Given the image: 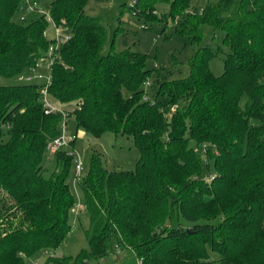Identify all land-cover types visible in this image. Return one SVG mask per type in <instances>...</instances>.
Instances as JSON below:
<instances>
[{
	"label": "trees",
	"instance_id": "trees-1",
	"mask_svg": "<svg viewBox=\"0 0 264 264\" xmlns=\"http://www.w3.org/2000/svg\"><path fill=\"white\" fill-rule=\"evenodd\" d=\"M191 1L129 7L143 28L182 16L180 32L197 44L189 74L159 82L151 99L147 54L106 46V26L84 12L87 0L50 3L47 15L70 33L51 53L46 14L19 20L23 0H0V75L30 73L52 56L47 91L66 121L74 116L96 137L129 135L140 153L134 170H109L93 149L77 181L89 249L44 264H86L112 246L129 250L134 264H264V0H218L200 12ZM159 3L168 11L159 14ZM203 24L229 48L221 74L210 68L216 52L202 44ZM44 83L0 84V264H26L72 231L75 155L48 148L62 114L44 112ZM175 215L188 225L173 227Z\"/></svg>",
	"mask_w": 264,
	"mask_h": 264
},
{
	"label": "rangeland",
	"instance_id": "rangeland-1",
	"mask_svg": "<svg viewBox=\"0 0 264 264\" xmlns=\"http://www.w3.org/2000/svg\"><path fill=\"white\" fill-rule=\"evenodd\" d=\"M53 0H23L19 16L22 15L29 21L32 17L47 12L50 3ZM136 0H87L84 12L92 17L100 19L106 26L108 36L106 46H113L116 50L132 49L146 53V64L152 68L147 83L144 85L145 93L148 98L153 99L154 94L163 80H171L186 77L189 74L188 61L193 54L197 44L192 43L189 38L180 32L179 22L183 20L182 16L174 21L169 19L167 24L157 21L150 24L149 28H143L144 21L138 20L129 7L133 6ZM218 0H192L191 10L201 11L208 2H217ZM27 2L35 3V11L27 9ZM158 13L168 11V5L165 3L157 4ZM18 16V17H19ZM16 19H19V18ZM62 33H67L68 29L62 27ZM203 33L202 44H209L215 50V55L211 58L209 65L215 74H221L224 70V56L229 50L222 42V32L213 29L211 26L203 24L201 26ZM49 37L54 36L52 25L47 27ZM36 73L41 76H33L31 79H24L28 70L13 76L0 75V84H13L20 82H46L49 75V68L45 63L36 67ZM151 81L150 84L148 82ZM247 101L246 96L242 98V105ZM252 124H258V119L252 118ZM67 134L73 137L76 134L73 149L77 152L82 161V174H85L89 168V158L93 149L101 152L107 169L134 170L136 161L139 157V149L134 144L131 136L126 134H115L112 131H106L100 136H93L81 128H76L75 117L71 116L67 122ZM193 144V143H192ZM194 145V144H193ZM246 148V144L244 146ZM210 171H214L213 162ZM70 177V188L74 195L75 206L70 210L69 223L72 231L64 238L62 243L56 249H47L37 252L29 257H25L26 264H44L48 256L54 254L57 256H76L81 250H88L89 245L86 240L84 230L88 226L87 212L81 211L76 214L75 207L83 203V196L78 188V182L74 178V162ZM213 175V173H211ZM207 175V174H206ZM217 220L214 221L216 223ZM173 227L188 225V222L177 215L171 221ZM215 257V256H214ZM216 258V257H215ZM135 257L127 250H117L112 246L108 255L103 259H91L86 264H134ZM214 264V263H212Z\"/></svg>",
	"mask_w": 264,
	"mask_h": 264
},
{
	"label": "built area",
	"instance_id": "built-area-1",
	"mask_svg": "<svg viewBox=\"0 0 264 264\" xmlns=\"http://www.w3.org/2000/svg\"><path fill=\"white\" fill-rule=\"evenodd\" d=\"M27 9L29 11H35L37 10L35 8V3L31 4L30 2H27ZM44 13V12H42ZM46 14V18L49 22L50 25L53 26L54 28V45H51L49 47V53H51L54 49V47L58 46L59 43H61L62 41H64L65 39L69 38L70 37V33L67 32V33H62V26H59L57 25L52 19L51 17H49V15H47V13L45 12ZM23 16L20 17L19 20H23ZM143 26V25H142ZM44 34L46 36H48V32L45 31ZM43 61V60H42ZM40 61L39 65L42 64L43 62ZM53 62V57H48V59H46V61L44 62L47 66H49L50 63ZM36 68H33L30 73H28L27 75L23 76L24 79H31L33 76H41L42 74L41 73H36L35 72ZM50 82V78H49V75L47 76V79H46V82L40 87V93L42 94V100H43V107H44V112L45 113H50V112H54V111H60L61 114H62V119H61V122H60V133L55 137L53 138L49 143H48V148L50 151H54L56 150L57 148H60V147H64V146H67L68 145V142L69 140H71L72 138H74L75 136L77 135H73V137H69L68 134H67V121H66V117H67V113L68 111L63 109V107H61L60 105H58L54 100L53 98L51 97V95L48 93L47 91V85L49 84ZM73 107H71L72 109ZM70 152H74V155H75V158H74V166H75V172H74V181H78L82 175V161H81V158L79 156V154L77 152H75L73 149H70ZM82 205L79 204L78 206L75 207V211H76V214L78 211L82 210ZM140 261H138L137 264H140L139 263Z\"/></svg>",
	"mask_w": 264,
	"mask_h": 264
}]
</instances>
